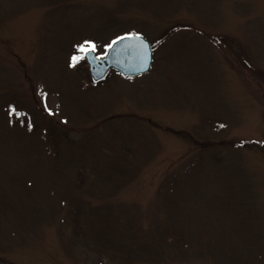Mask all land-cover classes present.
I'll return each instance as SVG.
<instances>
[{
  "label": "rangeland",
  "instance_id": "rangeland-1",
  "mask_svg": "<svg viewBox=\"0 0 264 264\" xmlns=\"http://www.w3.org/2000/svg\"><path fill=\"white\" fill-rule=\"evenodd\" d=\"M0 264H264V0H0Z\"/></svg>",
  "mask_w": 264,
  "mask_h": 264
},
{
  "label": "water",
  "instance_id": "water-1",
  "mask_svg": "<svg viewBox=\"0 0 264 264\" xmlns=\"http://www.w3.org/2000/svg\"><path fill=\"white\" fill-rule=\"evenodd\" d=\"M85 55L94 82L104 80L110 70L120 72L125 77L145 74L153 63L150 41L137 33L121 36L108 48L105 56L97 57L91 49Z\"/></svg>",
  "mask_w": 264,
  "mask_h": 264
},
{
  "label": "snow or ice",
  "instance_id": "snow-or-ice-1",
  "mask_svg": "<svg viewBox=\"0 0 264 264\" xmlns=\"http://www.w3.org/2000/svg\"><path fill=\"white\" fill-rule=\"evenodd\" d=\"M81 50H82V51H85V52L88 51V49L84 48L83 46H81ZM76 59H77V57H73V60H76Z\"/></svg>",
  "mask_w": 264,
  "mask_h": 264
}]
</instances>
